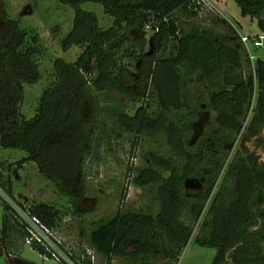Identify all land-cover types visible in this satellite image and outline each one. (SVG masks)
I'll use <instances>...</instances> for the list:
<instances>
[{
    "label": "trees",
    "instance_id": "trees-1",
    "mask_svg": "<svg viewBox=\"0 0 264 264\" xmlns=\"http://www.w3.org/2000/svg\"><path fill=\"white\" fill-rule=\"evenodd\" d=\"M57 1L71 8L74 16L61 47L78 45L81 51L72 63L55 61L57 79L43 89L35 115L26 119L17 105L23 84L40 79L35 59L43 51L36 35L20 28L18 20L7 18L15 40L10 39L5 49L0 42V146L27 152L15 164L21 167L35 161L76 206L86 192V156L104 114L113 110L117 127L134 134L132 156L140 137L160 144L143 150L141 165L129 166L127 172L131 184L149 193V205L136 210L121 204L89 230H79L101 264H112L114 258L120 259L116 264L159 260L171 264L192 236L198 244L215 249L209 264H264V161L247 146L264 130V60L257 59L254 68L240 34L229 22L222 23L232 33L214 32L210 26L183 31L176 15L195 17L202 6L198 0ZM84 2L100 3L111 24L100 27L96 17L81 7ZM234 2L241 15L255 19L264 35V0ZM1 15L6 19L4 12ZM146 26L153 31L150 52L144 50ZM248 37L253 44L259 34ZM167 41L172 42L170 51L158 55ZM125 59H139L137 74L128 69L130 61ZM149 87L155 91L152 95ZM122 96L140 102L132 115L117 104ZM81 102L93 107L94 118L81 126L84 136L73 141L70 130ZM251 106L252 115L243 130ZM203 113L208 118L200 130L195 122ZM77 157L78 177L72 186L46 174L48 161L67 164ZM4 166L0 162V189L14 200ZM191 178L201 179V191L185 189ZM124 198L123 193L121 203ZM0 202V247L6 256L16 255L28 232L12 206L1 198ZM16 203L50 228L62 222V211L52 204L40 201L25 208ZM29 246L47 254L36 242ZM71 256L91 264L85 247Z\"/></svg>",
    "mask_w": 264,
    "mask_h": 264
},
{
    "label": "rangeland",
    "instance_id": "rangeland-1",
    "mask_svg": "<svg viewBox=\"0 0 264 264\" xmlns=\"http://www.w3.org/2000/svg\"><path fill=\"white\" fill-rule=\"evenodd\" d=\"M200 2L203 3V6L202 9L197 11L195 17H188L185 13H177V24L183 31H189L194 27L202 29L203 27L210 26L214 32L230 33L231 29L224 25L229 22L232 24V29H237L236 31L239 34L250 37L262 34L257 27L255 19L241 15L240 9L234 0H200ZM81 7L86 11H90L96 17L100 27L106 28L111 24L112 18L103 12V7L100 3L84 2ZM2 12L5 13L6 19L2 17ZM73 17V10L67 5L59 3L57 0H2L0 3V24L2 25V38L0 42L2 48H6L10 39L15 40V33L7 20L9 18L18 20L20 28L29 30L31 35H36L37 45L43 51L35 59L38 63L40 79L34 84H23L24 94L22 100L17 105L20 114L26 119L35 115L38 99L43 89L48 87L51 82L56 81L57 78L54 74L55 61L60 59L66 64L72 63L81 51L78 45H71L66 50H63L61 47V40L73 26ZM216 18L219 20H216ZM145 32L146 44L144 50L150 52L152 50L151 35L153 31L149 26H146ZM133 33L138 34L136 31ZM232 39L236 41L233 34ZM26 43L30 44L28 41ZM171 44L172 42L167 41V47L159 51L158 55L167 54L171 49ZM20 49L22 50L23 48ZM247 49L248 53L254 56L252 63L255 68L257 59L264 60V40L261 46H254L249 41ZM136 50L138 52L139 48ZM127 61H130L127 64L128 69L137 74L136 65L139 59H125V62ZM18 71H23V68ZM153 92L155 91L151 88L148 91L149 95H152L151 93ZM255 99L256 95L254 102ZM77 104H79L77 107L78 113L70 130L73 141L74 138L75 140H80V137L84 136V131L81 128L83 123L92 122L94 118V110L91 105L84 103ZM117 104H119L120 109H125L127 114L132 115L140 105V102L135 101V99L132 100L128 96H122ZM252 109L253 107L251 106L248 110L243 130L247 127L248 120L252 115ZM112 111L104 114L102 127L98 129L95 135L93 148L86 156L84 165V171L87 174L85 178L86 192L84 197L76 203V206H73V201L67 196L62 195L55 184L45 174L40 172L39 166L35 161L25 162L21 167L15 164V161L26 156L27 152L21 149L3 148L0 146V162L5 164L2 172L12 181V193L15 200L11 199L12 204L20 209L16 202L28 208L32 203L42 201L59 208L62 211L63 219L57 227V231L63 239L64 247L71 248L76 253H80L86 245L79 234L80 229L84 231L89 230L114 213L121 204L127 209L136 210L144 209L149 205V193L147 194L131 184L127 178V172L129 166L134 168L141 165L143 150L150 149L151 145L159 147L160 143L159 141L140 137L138 146H136L137 148L134 151V156H132L133 152H130V142L134 139V134L125 132L117 127L112 119ZM207 118V113L198 116L195 122L198 129L202 130ZM241 138L242 135L233 147V153L234 150L239 148ZM247 146L264 161V130L259 138H254L251 142H247ZM78 162V157L72 159L67 164H63L60 160L57 161L55 159L50 162L48 161L49 165L46 164L44 169L46 174L63 179L66 185L72 186L77 181L78 176L75 171L79 168ZM222 175L219 177L216 187H218ZM185 189L194 193L201 191V179H189L185 183ZM123 193L125 194V198L123 203H121L120 197ZM0 198L6 201L5 198L8 197L3 195L1 191ZM1 214L2 206L0 202V228ZM214 254V248L198 244L194 236H192L187 245L177 253L171 264H209ZM119 261V258H114L112 264L119 263ZM94 262L95 264H101V260L97 257H95ZM166 263L167 261L164 260L156 262V264ZM0 264L62 263L45 258L30 246L24 244L20 251L12 256H6L0 247Z\"/></svg>",
    "mask_w": 264,
    "mask_h": 264
},
{
    "label": "built area",
    "instance_id": "built-area-1",
    "mask_svg": "<svg viewBox=\"0 0 264 264\" xmlns=\"http://www.w3.org/2000/svg\"><path fill=\"white\" fill-rule=\"evenodd\" d=\"M201 4L203 6V3ZM202 6L200 9H202ZM240 40L247 47V44L249 42V37L247 35L240 34ZM263 40H264V35H259L258 39H253V45L260 46L263 44ZM249 58L252 61V59H254V56L249 54ZM2 194L5 195L3 192ZM5 196L8 197L7 195ZM5 199L16 211L21 222H23L26 226L28 236L25 238V245L29 246L32 242H36L42 245L45 248L47 254L44 255L40 254V255L45 258H50L64 264H84L81 260H74L72 258L71 255L73 251L71 250V248L68 249L64 247L63 239L61 238L59 232L57 231V228H50L47 225H45L38 217L34 215H30L26 210L17 208V206H14L12 204L11 202L12 200L9 199V197ZM85 252L90 257L91 264H95L94 259L96 255L93 252V250L88 246H85Z\"/></svg>",
    "mask_w": 264,
    "mask_h": 264
}]
</instances>
